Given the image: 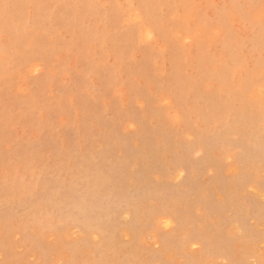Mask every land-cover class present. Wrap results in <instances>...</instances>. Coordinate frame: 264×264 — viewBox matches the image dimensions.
Returning <instances> with one entry per match:
<instances>
[{
    "label": "rangeland",
    "instance_id": "obj_1",
    "mask_svg": "<svg viewBox=\"0 0 264 264\" xmlns=\"http://www.w3.org/2000/svg\"><path fill=\"white\" fill-rule=\"evenodd\" d=\"M0 2V264H264V0Z\"/></svg>",
    "mask_w": 264,
    "mask_h": 264
},
{
    "label": "snow or ice",
    "instance_id": "obj_2",
    "mask_svg": "<svg viewBox=\"0 0 264 264\" xmlns=\"http://www.w3.org/2000/svg\"><path fill=\"white\" fill-rule=\"evenodd\" d=\"M14 6L13 5H10V4H7V3H3V2H0V9L4 10L5 14L7 15L8 14V11L13 8Z\"/></svg>",
    "mask_w": 264,
    "mask_h": 264
},
{
    "label": "bare ground",
    "instance_id": "obj_3",
    "mask_svg": "<svg viewBox=\"0 0 264 264\" xmlns=\"http://www.w3.org/2000/svg\"><path fill=\"white\" fill-rule=\"evenodd\" d=\"M180 16V15H179ZM133 18V17H132ZM137 21V20H136ZM178 34V33H177ZM25 90V89H24ZM237 169V168H236ZM258 189V188H257ZM257 191V190H256ZM262 194V193H261ZM68 236V235H67ZM82 238V237H81Z\"/></svg>",
    "mask_w": 264,
    "mask_h": 264
}]
</instances>
